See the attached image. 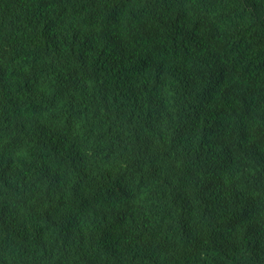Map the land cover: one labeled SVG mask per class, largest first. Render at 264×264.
<instances>
[{"label": "trees", "instance_id": "obj_1", "mask_svg": "<svg viewBox=\"0 0 264 264\" xmlns=\"http://www.w3.org/2000/svg\"><path fill=\"white\" fill-rule=\"evenodd\" d=\"M0 264H264V0H0Z\"/></svg>", "mask_w": 264, "mask_h": 264}]
</instances>
